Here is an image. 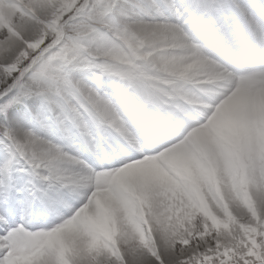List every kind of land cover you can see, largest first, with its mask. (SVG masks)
<instances>
[{
  "label": "snow or ice",
  "instance_id": "6c2138e0",
  "mask_svg": "<svg viewBox=\"0 0 264 264\" xmlns=\"http://www.w3.org/2000/svg\"><path fill=\"white\" fill-rule=\"evenodd\" d=\"M0 264H264V0H0Z\"/></svg>",
  "mask_w": 264,
  "mask_h": 264
}]
</instances>
